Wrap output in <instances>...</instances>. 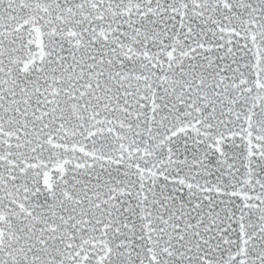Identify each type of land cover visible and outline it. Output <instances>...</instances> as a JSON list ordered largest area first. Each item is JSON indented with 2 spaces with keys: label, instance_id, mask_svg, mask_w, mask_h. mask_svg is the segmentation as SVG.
I'll list each match as a JSON object with an SVG mask.
<instances>
[{
  "label": "snow or ice",
  "instance_id": "6c2138e0",
  "mask_svg": "<svg viewBox=\"0 0 264 264\" xmlns=\"http://www.w3.org/2000/svg\"><path fill=\"white\" fill-rule=\"evenodd\" d=\"M0 264H264V0H0Z\"/></svg>",
  "mask_w": 264,
  "mask_h": 264
}]
</instances>
